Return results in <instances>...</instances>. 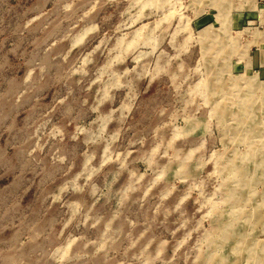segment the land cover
Segmentation results:
<instances>
[{"label": "rangeland", "instance_id": "obj_1", "mask_svg": "<svg viewBox=\"0 0 264 264\" xmlns=\"http://www.w3.org/2000/svg\"><path fill=\"white\" fill-rule=\"evenodd\" d=\"M0 264H264V0H0Z\"/></svg>", "mask_w": 264, "mask_h": 264}]
</instances>
